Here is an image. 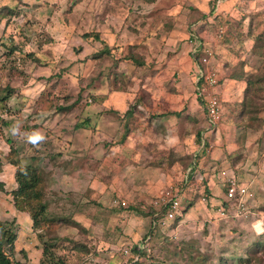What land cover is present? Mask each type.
I'll list each match as a JSON object with an SVG mask.
<instances>
[{"label": "rangeland", "instance_id": "374dc122", "mask_svg": "<svg viewBox=\"0 0 264 264\" xmlns=\"http://www.w3.org/2000/svg\"><path fill=\"white\" fill-rule=\"evenodd\" d=\"M222 2L230 3L232 15L203 25L205 42L242 55L245 62L233 61L235 72L246 63L248 77L264 75V0H0V158L3 165L9 164V146L12 161L23 165L31 157L39 158L33 164L42 181L48 220L32 232L27 218L15 217L10 195L15 167L6 169L0 220L13 222L19 232L12 252L15 261L264 264V232L253 228L256 221L264 220V89L256 96L254 88L246 97L242 94L237 109L208 137L207 146L220 151L217 163L211 165L210 152L198 149L206 112L202 106L197 108L192 79L188 88H180V71L170 67L164 90H152L154 100L166 98L170 104L162 102L163 114H179L163 125L158 121V106L142 88L147 78L150 86L155 67L183 65V33L204 16L203 7L207 13ZM220 27L226 33L218 41ZM90 32H99L101 42L82 38ZM104 43L110 46V54L96 57ZM129 56L143 61L144 67L137 70L132 60L125 59ZM139 88L148 98L137 92ZM130 93L135 99L129 108L135 111L127 126L136 151L130 157L118 151L122 134L117 131H125V118L111 109L100 113L104 118L100 134L75 137L78 148L71 153L74 157L65 160L67 142L74 141L73 127L90 116L86 111L90 105L119 102ZM180 93L187 100L183 109ZM251 97L255 105L246 103L243 108L244 100ZM137 99L141 110L135 106ZM191 101L196 108L189 116ZM33 134L44 139L32 144L28 137ZM62 169L79 183L64 184ZM199 172L225 173L220 184L224 196L229 180L243 185L248 215L233 216L235 205L229 206L223 197L225 209L229 206L227 216L220 217L216 208L208 215L207 204L201 201L203 194L209 195L206 179L195 183ZM190 187L193 190L187 191ZM169 188L185 193L182 215L198 206L183 225L179 226L183 220L179 213L166 222L163 213L153 218L158 212L153 200ZM45 244H52L51 256L43 257ZM136 248L146 254L131 253Z\"/></svg>", "mask_w": 264, "mask_h": 264}, {"label": "crops", "instance_id": "0c3cea01", "mask_svg": "<svg viewBox=\"0 0 264 264\" xmlns=\"http://www.w3.org/2000/svg\"><path fill=\"white\" fill-rule=\"evenodd\" d=\"M216 5H217V8H216ZM229 5H230V3L227 4V2L226 3L222 2L220 4L216 3L211 8V11H212V9H214V10L212 12L211 11L207 12L208 14L203 11V10H205V8L203 7L201 9V13H203V15L207 21L205 22L202 19H199L196 23L192 24L191 29H189L187 32L183 33V37L185 38V43L183 44V46L181 47V50H180V53L184 57L183 65L172 64V66H170L171 64H169L166 68H163L162 70H160L159 68H156L154 66L155 67L154 70L156 69L157 72L156 71L154 72V74L156 73L154 77H152V76L149 77L150 86H149V84H147L148 82H146L148 78L146 79V81H144L142 88L147 90L151 94V97L153 99V106L155 108H156V106H158V108H157V111L159 112L158 113V116H159L158 121L161 122V125H163L165 123V121L168 120V118H170L172 116H175V117L179 116L178 113H173L172 116L167 115V113L163 114L160 111L162 102L166 103L168 100L166 101V98H161V100L160 99L154 100V96L152 94L153 89L154 90H160V91L162 89L164 90L165 81L167 79L166 74L168 73L167 70H169V69L173 68V69L180 71L179 75L181 76V81L178 83V86L182 89L188 88V85L190 84V78L192 79V85L194 88V93L196 94L195 102L197 103V108L201 107V106L203 107V104L201 103L200 99L197 97L196 85H195L196 68H195V63H194V61L190 55V45L188 43V40L191 37V35L196 34L199 37H201V39L205 42V36L203 34V31H202L203 25H205L207 22L208 23L213 22L212 20L215 18H219V19L221 17H225V18L227 17L228 18V15H232V11H231L232 7ZM214 11H216V12H214ZM206 44L214 50V58L211 62V69L215 70L219 74L220 82L213 89V93L215 96H217V98L219 100L220 106L222 108V114H223L222 120H224L225 117L228 118L231 111H233L234 109H237L238 104L241 102L242 94H243V91L246 87V78L248 76L249 70H248L247 64L245 63L243 65V67L241 68V70H238L237 72L234 71L235 70L234 69L235 64H233L234 59L238 62L239 61H243V62L246 61V59L244 57H242V55H238V57H237V56L232 55V53H230V52H226V51L224 52L223 50H219L217 47L218 46L217 44L211 45L209 42H206ZM170 67H172V68H170ZM161 68H162V66H161ZM158 85L160 87H158ZM117 93L126 94L123 92H117ZM134 99H135V94L130 93V95L128 94V96H126V97H120L118 100L119 102H106V100H103L105 103H101V104L95 103V105L94 104L90 105L88 110H86L87 112L90 113V116H86V115L84 116V117L89 118L91 121L89 123L90 129H84V128L74 129V127H73L74 133L71 136V139L74 140L75 137H77L78 135H81V134H84L87 132L90 133L92 137L99 135L100 132H99L98 127L101 126L100 122L103 123V121H104V118L102 115H100V113L102 111H107V110L112 109L113 111L118 112L121 117H124L125 113L129 110V106L133 103ZM195 102L191 101V103L188 106V113L186 115H189V116H190V114L192 115V111L194 112V109L196 108ZM185 104H187V100L182 95L180 98V108L183 109ZM166 105L169 106L170 104L166 103ZM138 109L141 110L142 107H138ZM81 111H80V113H81ZM177 111H180V109ZM207 127H208V123H207V118H206L205 133H206L207 141H206L205 145L200 144L198 149L201 152H207V153L210 152L211 160H208V163H210L211 165H213V164L215 165L217 162H214V160L220 157V151L218 149H215V150H211L212 148L209 149V146H207V144L209 143L208 137L211 136V133L216 132V130H218L219 126L212 132H206ZM120 131H123V130L122 129L118 130L117 134H119ZM205 133H203L202 135H205ZM132 140H133V134L129 133L126 140L123 143L118 144V147H119L118 151L121 153L129 154V157H130L131 154H133L136 151L135 148H134V150H133V148H131L132 147ZM76 141L74 140V141H72L71 144H67L65 151L69 152V153L68 154L66 152L64 153L63 158L65 160L69 159L70 157H74V155L71 153L76 152L75 149L78 148ZM101 152H102V149H101ZM73 159H76V158H73ZM221 163L223 165H225L224 159L221 161ZM12 167L14 168V166H12L10 164H4L3 165L2 171L0 173V183L4 182V180H3L4 171L6 169H12ZM72 168H75V166H73ZM14 172H15V170H13V173ZM7 173H10V170H7ZM62 173L64 176L63 177V179H64L63 183L64 184L76 183L77 179L73 180V178L71 176H68V175L65 176L66 173L64 172V169H62ZM224 174L225 173H219L216 176H212V175L211 176H209V175L205 176V174L202 175L201 172H199L197 179L195 178V180H196L195 183H199L200 181L206 179L205 190H207L209 192V195L203 194V196H208L209 198H211V204L205 205L207 213L208 212L210 213V211L215 212L214 208H216V210H217V208L220 207V205H222L221 202L223 201L224 194L221 193L222 190H221L220 184L222 186V184H223L222 179H224ZM14 176H15V173L12 176V179H13V184H12L13 187L11 188L12 190H14L16 188ZM204 177H206V178H204ZM187 179L188 178H186V181H187ZM78 183H79V181H77L76 184H78ZM138 184H139L138 182L137 183L135 182L134 185H138ZM193 186L194 185H192V187ZM3 188L7 189V186L3 185ZM165 190L160 191L159 194H161ZM192 190L193 189H191V187H190L187 191H192ZM159 194H157V196ZM178 195H179L180 204H181L183 198H185L186 196H185V193L183 191H180L179 189H178ZM11 200H12V196H11ZM12 204H13V202H12ZM202 204H204V203H202ZM12 209H13L15 217H22L25 219L27 218V221H29L28 222L29 228L32 227L31 220L26 213H22V212L17 211L13 205H12ZM197 210H198V206H195L193 208H190L187 212L183 213V215L181 214L182 211L179 212L177 217H179L181 215L180 217H182V219H183L182 221L179 222V226L184 224V222L186 221V218L192 219L191 217L193 216V214L197 213ZM209 213H208V215H209ZM12 221H15V220H12ZM166 221H169V220H165V222ZM190 221H192V220H190ZM2 222H7V221H2ZM16 232H17V234L19 233L17 229H16Z\"/></svg>", "mask_w": 264, "mask_h": 264}, {"label": "trees", "instance_id": "16d2710c", "mask_svg": "<svg viewBox=\"0 0 264 264\" xmlns=\"http://www.w3.org/2000/svg\"><path fill=\"white\" fill-rule=\"evenodd\" d=\"M214 9H212L213 11ZM211 11V12H212ZM199 19H202L203 21H206V18L203 16ZM226 33V31H225ZM83 39H92L96 42H101V36L99 32H90L85 33L82 36ZM111 51L110 46L104 43L102 50L97 54L96 57H101L102 54L109 55ZM126 60H132L135 65H137L136 69H142L144 66L142 64L143 61L139 62L137 58L134 57H128L125 58ZM251 88H254L253 92L256 96L259 91H263L264 89V75L263 74H252L251 76H247L246 78V87L243 92V96L246 97V94L248 93ZM124 90V89H122ZM138 93L144 94L148 98V94L143 91V89L139 88ZM246 99V98H245ZM255 99L251 97V99L244 100L243 102V108L245 107L246 103H249V106L252 108L255 104ZM136 107H141L139 104V100L137 99L135 102ZM202 103V102H201ZM70 109L67 108V110ZM135 109H133V106L129 108V110L124 115V127L126 128L125 131H121V140L123 143L129 133L127 123L131 119V117L134 115ZM90 119L85 117L84 120L81 122H77L74 126V129H90L89 123ZM120 133V132H119ZM70 144V142H68ZM10 147V152L7 154L6 159L9 161V164L15 167V183L16 188L10 192V195L12 196V202L14 208L22 213H26L32 223V232L33 229H40L41 225L48 221L47 218H45V213L47 209V205L44 202L45 193L42 186V181L39 176V172L37 169V166H35L37 160L39 159L37 156L31 157V160L26 164H21L20 160H14L12 161L10 156L12 153V147ZM35 165H34V164ZM3 167V161L0 158V173L2 171ZM0 189H3V185L0 183ZM155 213V212H154ZM162 211L155 213L153 216L154 219H157L159 216H161ZM51 221V220H50ZM76 221V220H75ZM78 221V220H77ZM75 226H79V222H73ZM14 223H8V222H2L0 221V264H21L20 262L15 261L12 258V252L14 243L17 240L18 234L13 228ZM52 244H45L43 247L42 255L43 257L51 256L50 247ZM131 253H137V255H145L146 250H140V249H133ZM132 264H138V263H132ZM220 264H225V262H222Z\"/></svg>", "mask_w": 264, "mask_h": 264}, {"label": "built area", "instance_id": "2783aa9c", "mask_svg": "<svg viewBox=\"0 0 264 264\" xmlns=\"http://www.w3.org/2000/svg\"><path fill=\"white\" fill-rule=\"evenodd\" d=\"M224 37L225 29L220 27L217 31L216 38L220 41L224 39ZM188 43L190 45V55L196 68L195 85L197 97L202 102L206 112L208 123L206 132H212L220 125L223 115L219 100L213 93V89L220 82L219 74L215 70L211 69V62L214 58V50L196 34L191 35ZM206 141L207 139L205 133V135H202L201 137L200 144L205 145ZM210 148L212 147L209 146V149ZM246 196L247 189L243 185H238L234 180L229 181L224 196V202L228 203L231 207L233 204L235 205V210L232 212L233 216L236 218H244L248 215L245 201ZM201 201L205 204H211V198L208 196H202ZM116 204L125 206L124 202ZM152 205L158 212H163L165 220L175 219L181 209L178 190L173 188L166 189L153 200ZM228 209H225L223 204L220 205V207L217 208L218 215L222 218L226 217L227 213H229Z\"/></svg>", "mask_w": 264, "mask_h": 264}, {"label": "clouds", "instance_id": "9594fccd", "mask_svg": "<svg viewBox=\"0 0 264 264\" xmlns=\"http://www.w3.org/2000/svg\"><path fill=\"white\" fill-rule=\"evenodd\" d=\"M16 129L13 128V134H15ZM44 139L43 136L39 135V134H33L31 136L28 137V141L32 144H36L40 141H42ZM253 228L255 229V231L257 233H261L264 232V220H258L253 224Z\"/></svg>", "mask_w": 264, "mask_h": 264}]
</instances>
